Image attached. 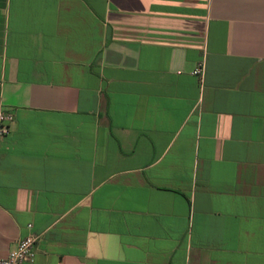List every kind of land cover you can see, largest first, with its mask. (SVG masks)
<instances>
[{"label": "crops", "instance_id": "0c3cea01", "mask_svg": "<svg viewBox=\"0 0 264 264\" xmlns=\"http://www.w3.org/2000/svg\"><path fill=\"white\" fill-rule=\"evenodd\" d=\"M0 103V258L264 264V0H0Z\"/></svg>", "mask_w": 264, "mask_h": 264}, {"label": "built area", "instance_id": "2783aa9c", "mask_svg": "<svg viewBox=\"0 0 264 264\" xmlns=\"http://www.w3.org/2000/svg\"><path fill=\"white\" fill-rule=\"evenodd\" d=\"M194 74L198 76L201 81L203 80L205 74L204 62L196 67ZM14 119V113L7 110L3 103H0V140L2 136L10 133V125ZM28 228V234L19 241L17 247L13 249L8 256L0 258V264H33L36 255V245L40 235L33 232L32 224H29Z\"/></svg>", "mask_w": 264, "mask_h": 264}]
</instances>
